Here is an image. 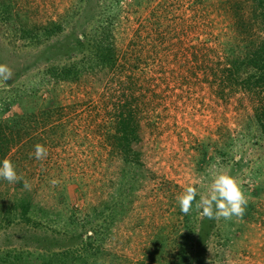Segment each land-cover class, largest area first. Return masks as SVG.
Here are the masks:
<instances>
[{
    "label": "rangeland",
    "instance_id": "rangeland-1",
    "mask_svg": "<svg viewBox=\"0 0 264 264\" xmlns=\"http://www.w3.org/2000/svg\"><path fill=\"white\" fill-rule=\"evenodd\" d=\"M226 1L0 6V64L12 72L0 118L16 119L5 157L30 184L0 179V263L56 253L91 264L98 245L101 264H168L181 248L189 264H264V136L255 98L225 81L264 29L247 0ZM73 64L79 76L60 77ZM37 143L44 160L30 155ZM226 169L248 198L242 218L180 211L185 186L205 178L198 201Z\"/></svg>",
    "mask_w": 264,
    "mask_h": 264
},
{
    "label": "trees",
    "instance_id": "trees-1",
    "mask_svg": "<svg viewBox=\"0 0 264 264\" xmlns=\"http://www.w3.org/2000/svg\"><path fill=\"white\" fill-rule=\"evenodd\" d=\"M247 1L249 2V4H251L249 5V7H252L255 11V13L253 12L254 20L264 29V0ZM6 2L7 0H0V6H2ZM232 3L233 4L230 5L232 9L237 8L236 6H240L236 1H233ZM239 24H242L244 27H247V24L242 21L239 22ZM257 45V47H253L252 49L247 50L244 55V58L239 59L234 57L235 59L232 60L233 62H231L230 67L225 69V81L230 87L231 85L233 86L234 83L237 85V87L243 89L245 92H247L248 95L251 96L250 99L255 98L256 103L252 105V113L250 117H252V119L254 120L253 122L257 125L260 132L264 136V36L259 39ZM230 51L233 52V49H231ZM82 66H78L77 68H75L73 64L70 68H64L60 77L70 78L73 80L74 78H77L79 76ZM15 124L16 119L11 118L10 121H8V119L2 121L0 118V160L5 157L7 151L11 148L13 144L12 137L9 138V136L10 134H12V126L14 127ZM130 133L131 132L127 133L126 131H123L122 134L116 135V138L121 141V143H119V146L126 151L129 148L128 139ZM217 153H221V151L216 152V154ZM83 243L84 249L87 250L89 248L88 241H83ZM158 243V250L159 252H162V241L159 240ZM97 246L95 252H90L87 255V258L83 260H87L92 257L94 261L91 264H101L100 257L101 254H103V250ZM187 250L181 248L177 253H171L173 254V256H171L172 258L170 259L168 264H189L190 261H187L188 256L186 255ZM58 255L59 254L56 253L50 255L49 261H47V263L51 264V260L54 259L61 262L62 264H67L72 260L76 259H66V262H63L61 259L58 258ZM26 261H30V257H28ZM41 261L42 264H47L45 263L44 259H41ZM0 264H3V261Z\"/></svg>",
    "mask_w": 264,
    "mask_h": 264
},
{
    "label": "clouds",
    "instance_id": "clouds-1",
    "mask_svg": "<svg viewBox=\"0 0 264 264\" xmlns=\"http://www.w3.org/2000/svg\"><path fill=\"white\" fill-rule=\"evenodd\" d=\"M11 76V69L6 64H0V83L8 81ZM30 155L34 156L36 160H44L48 155V149L46 146L37 143L34 145V152ZM0 179L9 183L23 180L24 187L30 188L29 182L17 173L15 165L7 157L0 160ZM204 179L201 177L185 186L177 195L176 199L180 211L185 215L189 214L195 203V208L201 211V215L210 220L242 218L248 204V198L242 190L238 178L232 176L230 170L227 169L218 173L211 180L207 194L200 195V199L197 201V184L203 183ZM50 183L55 186L59 181L53 179Z\"/></svg>",
    "mask_w": 264,
    "mask_h": 264
}]
</instances>
